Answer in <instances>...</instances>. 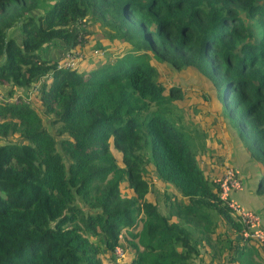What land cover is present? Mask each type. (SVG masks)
<instances>
[{"label":"trees","instance_id":"1","mask_svg":"<svg viewBox=\"0 0 264 264\" xmlns=\"http://www.w3.org/2000/svg\"><path fill=\"white\" fill-rule=\"evenodd\" d=\"M93 23L126 50L86 69L43 55L54 41L81 45ZM153 61L209 82L223 137L183 123L184 92L163 85ZM35 84L48 126L9 99ZM2 85L0 264H197L198 246L216 244L223 264H264L218 183L234 169L222 165L233 136L258 163L264 194V0H0ZM221 221L233 237L212 240Z\"/></svg>","mask_w":264,"mask_h":264},{"label":"rangeland","instance_id":"2","mask_svg":"<svg viewBox=\"0 0 264 264\" xmlns=\"http://www.w3.org/2000/svg\"><path fill=\"white\" fill-rule=\"evenodd\" d=\"M85 29L87 30V32H83L85 41H83L81 45L78 43L73 48H71L70 51H68L66 50L67 46H63L59 41H54L50 44L49 47L46 48V50L43 52V55L47 58L56 59L59 63H68V66H75L78 69H86L92 67L97 61L102 62L104 60H112L113 58L120 56V54H122L126 50L125 45L121 40L110 42L106 39L100 38V36H98L97 34L100 30V27L97 25V23H93L92 26L88 25L85 27ZM10 32L11 34H14V28L10 29ZM15 37L18 40L19 37L17 36V34L15 35ZM96 42H100L103 47L96 48ZM66 51H68V53ZM154 63L159 68V79L163 82V85L167 87L171 84H176L179 85L184 92L183 97L177 100V104L181 108L180 112L182 113L181 115L183 123L186 125L192 124L199 130L203 129L206 133V136H208V134H212L214 127L219 128L221 136L223 137L222 130L220 128L222 127V122H224V130H226L227 124L225 118L221 119V112L218 110L216 104L217 101L211 99L212 97L210 96V94L213 96V91L210 88L209 82L202 75H199V73L192 71V69L186 68L183 70H170L160 66V63L158 62ZM64 64L62 66H65ZM42 78L48 80L49 76L47 74ZM4 86L5 85L0 86V96L5 91ZM36 86L37 84L30 87L29 89L13 87V91L9 99L13 100L14 98L21 97L22 100L27 101L40 114L42 122L46 126H48V117L41 112V106L39 105L37 100V93L35 89ZM195 100L198 101L197 105H194ZM214 109L219 113H216ZM230 130L232 131L231 128ZM213 134L216 135V132H214ZM12 138L14 139L15 136H13ZM232 139L233 136L230 139V146H234ZM204 141L206 145L210 143L208 137H205ZM216 144H213L212 146H215V148L218 149L219 147ZM224 149L225 147L221 146L220 151H223ZM205 152L208 153V151ZM205 152L199 154L198 160H200V163L208 162V160L210 159ZM242 154L244 153L242 152ZM116 155L117 158H119L117 153ZM225 162H227L228 165L236 168L237 170L240 166V164H238V162H235V160L232 161L230 159H225L222 165ZM205 167L206 166H204V168ZM258 174L259 173L257 172L255 175L256 180L257 177L260 176ZM147 175H152L151 170L147 169ZM151 184L152 186L150 185V189L153 190V193L156 194V198L159 199V192L161 190L156 188L157 186L153 184V181ZM120 190L125 194L130 193V190L126 188L124 182L120 183ZM232 215L235 216V214L233 213ZM209 236L212 240H214L216 236H218L219 240L223 239L226 236L233 237L232 232H229L226 229L224 222L222 221L215 225L213 232H211ZM122 244H124V241L122 242ZM123 249L124 256H121L118 259H128L129 255L132 253V249L128 246L124 247ZM198 249L201 261L197 264H204L206 262H209V264H223L226 259V251H222L220 253L217 250V244L215 245V249H213L212 247L210 248L208 245H199ZM103 262L106 263L105 259H103ZM225 264H237V262L231 261L226 262Z\"/></svg>","mask_w":264,"mask_h":264},{"label":"crops","instance_id":"3","mask_svg":"<svg viewBox=\"0 0 264 264\" xmlns=\"http://www.w3.org/2000/svg\"><path fill=\"white\" fill-rule=\"evenodd\" d=\"M224 139L230 143L228 138ZM232 140L234 146H227L226 157L232 161L235 160V162L240 164L238 170L234 167L233 168L242 178V186L238 191H235L232 194V198L240 205V207L252 210V212L257 214L260 225L264 227V194H260L256 191L255 175L258 170H260L259 165L245 153L238 140H235L234 138ZM242 152L244 154H242ZM212 160H215V158ZM219 170L221 171L220 167H218L214 173ZM257 249L262 255H264V242L257 243Z\"/></svg>","mask_w":264,"mask_h":264},{"label":"built area","instance_id":"4","mask_svg":"<svg viewBox=\"0 0 264 264\" xmlns=\"http://www.w3.org/2000/svg\"><path fill=\"white\" fill-rule=\"evenodd\" d=\"M64 63H59L57 66H62ZM68 67V63L64 64ZM219 183V197L225 202L226 206L232 215L235 214V218L242 225V234L245 238H250L251 240L258 241L260 243L264 242V227L259 223V217L257 214L251 210L240 207V205L230 198V192L232 189H239L241 187V181L237 172L227 167L220 179ZM233 216V215H232ZM117 253L121 252V248H116Z\"/></svg>","mask_w":264,"mask_h":264}]
</instances>
